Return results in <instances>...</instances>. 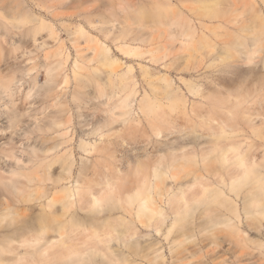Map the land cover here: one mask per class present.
<instances>
[{
    "label": "bare ground",
    "instance_id": "6f19581e",
    "mask_svg": "<svg viewBox=\"0 0 264 264\" xmlns=\"http://www.w3.org/2000/svg\"><path fill=\"white\" fill-rule=\"evenodd\" d=\"M10 1L0 0V9L11 10ZM13 1L20 13L0 12V44L21 26L24 43L40 35L36 48L47 47L42 32L55 38L54 25L27 0ZM67 1L77 8L89 0H54L50 14ZM92 16L77 14L73 29L60 23L88 42L69 46L71 99L56 91L69 80L64 41L47 51L46 83L38 86L36 101H51V110L38 115L31 93L24 96L23 134L34 144L23 148L30 166L0 167V264H264V112L255 108L264 71L251 65L264 69V0L119 1L98 11L99 22ZM109 40L158 64H138L143 93L134 66H124ZM240 60L248 66L239 68ZM14 78L0 73V99ZM13 142L4 141L0 155L19 162ZM124 142L135 144L131 153Z\"/></svg>",
    "mask_w": 264,
    "mask_h": 264
},
{
    "label": "rangeland",
    "instance_id": "374dc122",
    "mask_svg": "<svg viewBox=\"0 0 264 264\" xmlns=\"http://www.w3.org/2000/svg\"><path fill=\"white\" fill-rule=\"evenodd\" d=\"M56 1L57 0H55V2H54V0H27L30 7L35 6L34 7L35 12L39 13V15H41L43 18H45L46 21H49L50 23H52L54 25L56 31L58 32V35L55 38L54 37H47L46 31L42 32V34L46 37V40L49 44L47 47H45L44 49L36 48V46L42 40L40 35H37L38 40L35 43L36 46L31 44V43L30 44L24 43L23 35H22L23 27H21V26H12L10 29L9 35H8V40L5 42L3 41L0 44V73L6 74V75L11 76V77H15L13 79V83H12L13 88L10 91L9 95L6 93L1 94V99H0V145H2L4 141L11 144L13 142L12 140H14V142H13L14 151L13 152L21 160L19 162H17L15 159H12V158H10V160L9 159L7 160L6 157L3 158L0 155V167L1 168L6 167V163H8L10 165L12 164V167H15V168H18V166H21V165H25L26 167L30 166V163L27 161L28 155L26 154V152L23 153V148H25V147L28 148L29 145H31V143L34 144V142L26 139L27 136L23 134V132H24L23 130L26 127V124H24V123L27 122V119H26L27 115H25L24 112H26V110L29 106V103H28L29 98L27 96V99H26L24 96H26L25 95L26 92L29 91V93H31V94H29V95H31V98L29 99V101H32V100L33 101H36V100L39 101L38 99L41 96L40 95L41 91H39L38 86L39 85H45L46 79H47L45 66L51 61L50 59H52L50 53H47V51H53L58 46L59 42H61V41H64L66 43V46H68V49L70 48V50H72V51H71V56H70L68 62L66 63L64 70L62 71L63 73H66L68 75V77H69L68 78L69 80L67 81L68 83H61L60 85H63V86L57 87V89H59V91L57 89H56V91L59 93V95H61V96H59V99L62 97L66 98L68 100L71 99V92L75 86V80L73 77V73L70 69V66L72 64L70 59L74 55V51L69 46H70L72 39H76L77 42L79 43V45L82 47H85L86 45H88V42L86 41V38L80 34L69 35L68 32L64 30L63 26L60 23L63 22L64 24H69L70 28L73 29L74 28L73 24H75L74 22H76L79 19V17H77V14H80L81 16H83V15H89L91 13L93 14L92 18L96 22H99V18H98V16H96V14L98 13L99 10H101L103 8L109 9V7L113 3L119 2V1H121L123 3V5L128 7L129 1H131V0H89L86 3H84L82 5V7L78 6L77 8H73V6H71V4L73 2L71 3L70 1H67V3H65L64 6L61 7L60 9L58 6L55 9L56 15H53V14H50L49 8H47V5L51 4L52 2H54V5H56V4L59 5L58 4L59 2H56ZM78 1L79 0H77V2ZM103 1L106 2L105 5L103 4ZM133 1H137V0H133ZM10 2H12L11 3L12 8H10L11 10H9V9H5V10L10 11L11 18L13 19V18H16L19 16L20 11L17 7L16 1L12 0ZM73 5H74V3H73ZM5 10L0 9V12L5 13ZM61 11H63V12H61ZM65 12L67 15L65 14ZM67 12H69V14ZM59 13H60V15H59ZM70 13H72V14H70ZM115 27H116V25H115ZM115 27L112 30H115L116 29ZM85 28L90 30V32L96 34V32H94L92 29H90V27H88L86 24H85ZM109 41H107V43H108V45H110L109 46L110 49L112 48L111 52L113 54H115L121 60V62L124 64V66L128 65V64H132L134 66V72H136L137 75L139 74V66H138L139 63L147 65L150 68L153 67L152 68L153 70H155L154 66L155 67L158 66V64L150 63V61H148L147 58L142 59L139 57H132L130 55H126V54L122 53L115 46L114 42H112V41L109 42ZM32 64L35 65L36 67H38V69H34V70L30 71L28 74H25L26 68ZM239 64H241V65H239ZM251 65H254L255 68H259V70H260L259 73H262L264 71V69L262 68L260 63H257V64L251 63ZM247 66L248 65L244 64V62L241 60L238 62L239 68H245ZM201 68H202L201 69L202 72L209 73L211 70L209 68L207 69V67L203 68V64L201 65ZM158 69L160 70V73L161 72L162 73L167 72V71H165L166 68H164V66H162V65H160L159 68H157L156 70H158ZM169 69L170 70H168L169 72L167 74H169L171 77H173V79L177 80L178 79L177 74H179V73H177V71L174 72L173 67H170ZM82 71L85 72V70H82ZM33 76H36V78H37L36 79L37 80L36 85H33V83H32L31 77H33ZM60 76L61 75H59V80L61 79ZM31 83H32V85H31ZM30 86H32V87L30 88ZM137 86H138L139 91L141 90L142 93L144 91V88H146V89L148 88L146 82L143 81L139 77V75H138V85ZM61 87H63V88L61 89ZM35 88H37V89H35ZM90 88H92V87H89V88L86 87L85 89L90 90ZM60 89H61V91H60ZM32 92H33V94H32ZM263 96H264V94L261 96V102L259 100L258 101L259 103L255 104V108L258 107L257 110L260 109V111H262V112H264V109H261L262 107L260 105L264 104V101L262 102ZM140 97H141V95L140 96L138 95V99ZM259 99H260V97H259ZM37 101L33 103L35 105L31 104V106H33L32 108H36L37 111L36 110H34V111L39 112L38 115H40V112H48V110L49 111L51 110L52 107H48V106H50L51 101L47 100V101L43 102L42 104H40V102H37ZM70 103H71V105H74L71 101H70ZM89 104H91V103H89ZM89 104L83 105L82 110L84 112H87V113H92L91 111H93V110H91V108L88 107V106H91ZM85 106H87V107L85 108ZM259 107H261V108H259ZM7 111L8 112L13 111L16 114V116L13 118L14 120H11V122L8 121L7 118L5 117L7 114L6 113ZM42 114L43 113H41V115ZM254 117L256 118V122H259V120L262 118V117L256 116V115ZM10 135L13 136L12 137L13 139L10 137ZM173 136L174 135H171L170 137L172 138ZM8 138L11 140V142L7 141ZM157 138L153 137L154 141ZM96 139L98 140V137H96ZM159 139H162V138L159 137ZM6 144H4V145H6ZM9 144H7V145H9ZM131 144H128V142L126 144V142H124L122 147H123V149L125 148L126 150L127 149L129 150L130 149L129 147ZM134 145L132 144V146H134ZM149 146L151 147L152 145H149ZM126 150L125 151L123 150V152L128 151V150L127 151ZM129 151L131 153V150H129ZM129 151H128V153H129ZM121 152L119 154H122ZM74 154H75L74 157L76 158V160L78 159L77 161H79L78 155H80V153H78L76 150L74 152ZM83 155L85 156V154H83ZM86 156L89 158L92 157V155H89V154H87ZM25 162H27V164ZM57 165L55 164V165H53L54 168L53 167L50 168V170L52 171L53 174H56L60 171V168H59L60 166H59V164H57ZM122 167H123V165H122ZM52 168L55 169V171H53ZM40 170L36 171L34 174L38 173L39 171H40V173L43 174V170L41 168H40ZM32 174H33V172H32ZM31 191H34V190L32 189ZM24 193H27V191ZM12 197H13V195H12ZM15 199H16V197H14L12 200H14V202H15ZM27 204H31V205L33 204L34 205V208H33L34 212H37L39 210V206L37 205V202L32 201V202H29ZM259 235H260V233H258L257 235L253 234L252 236H254V238H258ZM157 236H159V234ZM259 238H262L264 240L263 236L259 237ZM21 251H22V249H21ZM262 251L264 252V249ZM253 253L255 254L254 255L255 260H257L261 256L259 250H257V249H255ZM237 254H241V253H239V251H238ZM194 260H196V259H194Z\"/></svg>",
    "mask_w": 264,
    "mask_h": 264
}]
</instances>
